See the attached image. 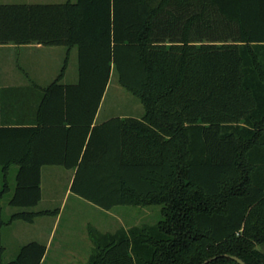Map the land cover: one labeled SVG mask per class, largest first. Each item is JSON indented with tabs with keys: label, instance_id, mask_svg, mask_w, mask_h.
Masks as SVG:
<instances>
[{
	"label": "trees",
	"instance_id": "obj_1",
	"mask_svg": "<svg viewBox=\"0 0 264 264\" xmlns=\"http://www.w3.org/2000/svg\"><path fill=\"white\" fill-rule=\"evenodd\" d=\"M9 43L75 47L77 81L36 87L35 125L0 121V231L8 165L15 207L37 205L41 168L61 165L75 169L70 191L100 208L161 206L154 223L89 227L86 264H264V0L0 4ZM111 71L143 115L95 125ZM45 252L30 241L4 261L0 233V264H42Z\"/></svg>",
	"mask_w": 264,
	"mask_h": 264
},
{
	"label": "rangeland",
	"instance_id": "obj_2",
	"mask_svg": "<svg viewBox=\"0 0 264 264\" xmlns=\"http://www.w3.org/2000/svg\"><path fill=\"white\" fill-rule=\"evenodd\" d=\"M35 1L61 3L66 0ZM46 48L44 49L46 53L38 54L33 64L35 68L46 72V76L41 78L42 83L54 79L64 59L63 46ZM76 80L77 52L74 47L61 81ZM101 104L99 119L117 115L140 118L143 115L139 99L120 84L115 71H111ZM15 174L16 172L10 174V191L1 200L2 217L6 222L1 228L4 261L13 259L25 243L37 241L46 246L42 264H86L92 250V242L88 236L89 227H94L100 232H111L119 227L128 228L143 223H154L161 218L160 205H116L108 210L100 208L70 191L72 172L69 169L51 166L42 168L41 199L37 205L15 207L9 204L14 190ZM2 177L0 172V186ZM23 210H52L55 213L38 216L32 222L22 220L9 222L12 213ZM257 248L264 252L263 246Z\"/></svg>",
	"mask_w": 264,
	"mask_h": 264
},
{
	"label": "crops",
	"instance_id": "obj_3",
	"mask_svg": "<svg viewBox=\"0 0 264 264\" xmlns=\"http://www.w3.org/2000/svg\"><path fill=\"white\" fill-rule=\"evenodd\" d=\"M67 1V0H66ZM65 2V1H64ZM62 3V2H61ZM0 4H41L35 0H3ZM50 46H43L39 43L29 44H3L0 45V121L4 126H25L35 125L39 107L38 102L35 101L36 87H46L51 82L59 79L61 83H75L76 81L62 82L66 73V67L74 47H64V59L59 73L49 81L48 83H42L41 78L46 76V72L41 71L33 65L35 58L40 53H46L44 49ZM47 49V48H46ZM102 104L100 103L99 108L94 118V124H101L113 117H122L123 115L107 116L99 119V114ZM133 117V116H132ZM29 123V124H28ZM13 137L8 138V144H12ZM52 153L58 155V150H52ZM51 167H63L61 165H44ZM18 168L16 163H11L6 169L8 179L11 173H15ZM43 168V167H42ZM41 168V173H42ZM65 168V167H63ZM69 169L73 173L75 169ZM4 169L0 166V172L2 176ZM3 181V177H2ZM10 184V182H9ZM1 233V231H0ZM262 248V246H261ZM262 250V249H259ZM263 251V250H262Z\"/></svg>",
	"mask_w": 264,
	"mask_h": 264
},
{
	"label": "water",
	"instance_id": "obj_4",
	"mask_svg": "<svg viewBox=\"0 0 264 264\" xmlns=\"http://www.w3.org/2000/svg\"><path fill=\"white\" fill-rule=\"evenodd\" d=\"M218 256H224V257H228L230 259H232L233 261H235L237 264H247L243 259H241L240 257L236 256V255H230V254H221V255H216L213 257H210L206 260H204L202 263L200 264H207L210 261H212L213 259L217 258Z\"/></svg>",
	"mask_w": 264,
	"mask_h": 264
}]
</instances>
